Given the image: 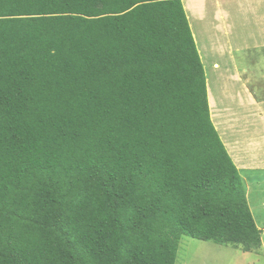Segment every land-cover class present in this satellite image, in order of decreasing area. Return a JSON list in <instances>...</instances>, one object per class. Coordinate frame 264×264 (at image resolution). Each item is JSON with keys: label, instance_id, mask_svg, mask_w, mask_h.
I'll use <instances>...</instances> for the list:
<instances>
[{"label": "trees", "instance_id": "obj_1", "mask_svg": "<svg viewBox=\"0 0 264 264\" xmlns=\"http://www.w3.org/2000/svg\"><path fill=\"white\" fill-rule=\"evenodd\" d=\"M181 0H0V264L258 249Z\"/></svg>", "mask_w": 264, "mask_h": 264}, {"label": "crops", "instance_id": "obj_2", "mask_svg": "<svg viewBox=\"0 0 264 264\" xmlns=\"http://www.w3.org/2000/svg\"><path fill=\"white\" fill-rule=\"evenodd\" d=\"M181 2L203 65L211 122L248 202L247 187L264 181V78L253 68L264 66V0ZM251 52L257 57L248 59L249 68L238 59Z\"/></svg>", "mask_w": 264, "mask_h": 264}, {"label": "rangeland", "instance_id": "obj_3", "mask_svg": "<svg viewBox=\"0 0 264 264\" xmlns=\"http://www.w3.org/2000/svg\"><path fill=\"white\" fill-rule=\"evenodd\" d=\"M247 57L241 56L238 60L243 65L251 68V63L248 59L251 57L255 58L257 55L251 52ZM253 68H255L256 73L258 71V76L264 78V71H259L262 68L264 69V66L261 67V64H259L257 68L255 64ZM256 68L259 70H256ZM255 92L261 94L258 87ZM247 188L251 213L257 228L260 231L262 230L260 247L251 251H242L239 247L217 244L212 241H204L182 235L175 264H264V181L260 182V185H253Z\"/></svg>", "mask_w": 264, "mask_h": 264}, {"label": "bare ground", "instance_id": "obj_4", "mask_svg": "<svg viewBox=\"0 0 264 264\" xmlns=\"http://www.w3.org/2000/svg\"><path fill=\"white\" fill-rule=\"evenodd\" d=\"M213 65V64H212ZM215 65V64H214Z\"/></svg>", "mask_w": 264, "mask_h": 264}]
</instances>
